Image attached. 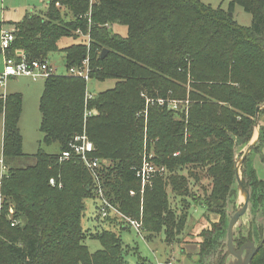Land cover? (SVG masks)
<instances>
[{"label":"trees","instance_id":"obj_1","mask_svg":"<svg viewBox=\"0 0 264 264\" xmlns=\"http://www.w3.org/2000/svg\"><path fill=\"white\" fill-rule=\"evenodd\" d=\"M236 4L252 14L249 26L229 16ZM46 6L45 15L31 12L15 24L6 55L19 50L29 60H49L51 53L63 51L66 71L88 59L92 81L116 83L92 92L88 108L93 116L85 123L86 81L68 74L45 79L39 105L42 141L57 144L58 153L43 148L34 154L23 151V95L0 94L6 166L0 264H129L116 231L94 235L102 248L89 250L82 221L86 201L93 198L91 174L75 159L59 161L85 126L94 155L110 161L102 170L108 199L127 215L142 219L148 233L164 234L166 241L188 219L172 209L168 186L184 197L189 183L181 169L207 167L212 182L204 204L208 212L222 215L214 229L223 226L215 237L205 236L207 254L224 235L223 207L235 183V150L252 138L256 108L264 104V0H231L229 10L201 0H47ZM115 24L126 25L127 34L113 31ZM79 32L90 36L89 43L60 47L62 38L77 39ZM104 49L108 52L102 58ZM158 99L165 103L160 105ZM168 99H189L188 112L181 110L183 105L172 111ZM261 130L253 152L260 151L264 141ZM148 138L158 139L153 162L169 174L157 176L153 188L142 195L134 168L142 163ZM245 162V172L264 193L250 155ZM58 175L62 187L50 184ZM12 219L18 224L12 226ZM251 264H264V238Z\"/></svg>","mask_w":264,"mask_h":264},{"label":"rangeland","instance_id":"obj_2","mask_svg":"<svg viewBox=\"0 0 264 264\" xmlns=\"http://www.w3.org/2000/svg\"><path fill=\"white\" fill-rule=\"evenodd\" d=\"M201 1L205 4L212 5L213 7H218L222 5L225 10H229L228 8L231 3V0ZM2 9V0H0V17ZM38 10L40 14L45 15L47 12V6H42ZM231 13V17L234 16V19L241 25L249 26L252 22V14L245 11L244 8L239 4H236L234 6L233 11ZM15 28L16 26L14 24V27H12V29ZM112 30L115 32H119L122 35H126L128 28L126 25L115 24L112 25ZM78 34L79 37L77 39L71 37L62 38L59 42L60 47L64 48L66 46L71 45L72 43L79 44L80 42H87L86 36H83L82 34H80V32ZM1 43L2 33H0V45ZM49 62L57 67V71L59 74H64L66 72L65 53L63 51L51 53L49 56ZM3 70L4 66L2 71ZM44 83L45 79L43 78L32 80L27 77H18L16 79L11 77L7 80L6 86L4 87L5 91H8L9 93L19 92L23 95V110L19 121V127L23 138V151L27 154H34L39 150V148H43L47 152L51 153H58L59 151V147L57 144L47 145L42 141L43 133L40 129L42 116L39 105L40 98L44 89ZM115 83V79H107L105 81H92L91 79L90 83L88 84V90L94 93L101 92L112 88ZM188 89L190 90L189 83ZM154 102L155 101L147 99V104L150 103L153 105ZM157 102L160 105H163L165 103V100L163 103L159 101ZM167 102L169 108L175 112L177 111V109L180 108V106L183 105V109L181 110L185 111L186 113L188 112V108L191 103L189 99L183 101L168 99ZM174 102L177 103V108L173 107ZM174 116L177 118L179 117V115L177 114H175ZM260 128L262 129L261 134L262 136H264V111H262L261 113ZM3 130L4 125L0 114V177L2 173L1 158ZM149 139L150 138L146 139L147 144L145 142L143 146V150L140 154L141 160L145 155L151 156L153 160H155L157 157V149L155 144L157 143L158 139L153 140L151 138L149 141L150 144H148ZM237 148L238 151L236 158L238 161H240L241 154L243 153L242 150H244L245 146ZM59 161L63 162L60 160V155ZM250 161V166H254V170L257 174V177L264 183V141L260 145V151L252 152L250 154ZM192 173L198 177V180H195L193 178ZM206 173L207 167H194L193 169L185 167L181 169L180 174L186 176L189 183V194L185 195L184 197L175 195L172 192L171 186H168L170 205L172 209L175 210V212L179 216L181 214H187L188 219L186 220L184 227L180 231L172 234V236L167 241L165 240L164 234L152 235L148 233L145 228L143 232L144 238H142L140 235H138V233L133 227H123L124 225L121 222L119 223L115 217L101 218L98 214V202L95 198V194L92 192L93 198H89L86 201V211L82 221L83 228L88 233L86 244L89 250L91 252H95L98 249L102 248L101 241L99 239L93 238L94 235H97L106 230H113L119 234L124 243L126 259L129 264H204L206 249H208L210 246L208 241H205V236L207 235V233H212L211 237L213 238L223 228L222 226L218 230L214 229L213 223H218L221 220L222 215L213 212H208L204 204L205 193L210 192V183L212 182V179L208 177ZM167 174H169V172L166 169V172L163 175L158 176L166 177ZM60 176L61 175H58V177H54L56 179L59 178V180H61ZM238 185L239 184L235 179L233 191L228 195V199L226 198V206L223 207L226 209V216H224L225 228H227L228 221L231 218V215L233 214L232 211L237 206L235 202L236 196L233 193L236 188H238L240 191L238 201L239 205L242 202L241 190L240 186ZM153 186L154 183L153 185H150L148 187L152 189ZM239 224L240 220L235 222V230L236 227L239 226ZM204 232H206V234H204ZM223 238L224 236L222 235L220 241H222ZM215 243L217 244V242ZM231 261H234V259H232Z\"/></svg>","mask_w":264,"mask_h":264},{"label":"built area","instance_id":"obj_3","mask_svg":"<svg viewBox=\"0 0 264 264\" xmlns=\"http://www.w3.org/2000/svg\"><path fill=\"white\" fill-rule=\"evenodd\" d=\"M2 43L0 45L1 50L5 54L4 70L0 73V87L4 88L6 82L9 78L14 77H27L32 80H37L39 78L46 79L50 76L59 75L57 67L52 65L49 60H29L27 54L24 51H16L14 56L6 55V50L10 48L11 43L14 40V29H3L2 30ZM89 43L90 36H86ZM74 77L83 78L87 83L86 91V102H85V123L86 120L93 116V111L88 108V101L93 96V93L88 90V84L90 83V66L89 60L86 59L84 63L80 66H71L64 73ZM6 93L1 94L5 97ZM154 101V100H152ZM157 101L163 103V99H158ZM173 107L177 108V103H173ZM95 145L93 141L88 137L86 132V126L82 134L77 135L74 140L70 143V148L64 150L61 153L60 160L68 161L75 159L77 162L81 163L91 174L93 185L92 192L95 194V198L98 202V214L101 218H111L115 217L117 221L122 223L124 226L133 227L138 235L143 237V232L145 230L142 219L133 218L126 213H124L118 206L113 204L106 196L105 189L103 187L102 181V170L110 165V161L106 158L102 159L94 155ZM2 173L0 177V211L2 208L3 197L1 194L2 178L6 173V166L3 164V159L1 158ZM136 170V176L141 181L140 192L143 195L146 188L153 184L154 179L158 175H163L166 172L165 167H159L153 162L151 156H143L142 163L140 166L134 168ZM55 177L50 178V184L53 186L58 185L62 187V182ZM132 195L136 194V191H131ZM9 213L13 215L15 213L14 207H10ZM17 219H12L11 225L15 226L18 224Z\"/></svg>","mask_w":264,"mask_h":264},{"label":"flooded vegetation","instance_id":"obj_4","mask_svg":"<svg viewBox=\"0 0 264 264\" xmlns=\"http://www.w3.org/2000/svg\"><path fill=\"white\" fill-rule=\"evenodd\" d=\"M252 152L253 149L249 155ZM242 155L243 153L241 156ZM251 167L254 169L253 165H251ZM242 168L243 186L240 184L238 185L240 186L242 195V202L240 205L238 202L239 189L236 188L233 192L236 196L235 202L237 206L232 211L233 214L231 217L238 215L236 222L240 220V224L236 227V230L235 228L233 229V249L230 250L228 244L227 226L224 231L223 240L220 241L221 236L217 244L214 243L207 254H205L204 264H239L240 260L236 255L242 252V260L244 261L251 251L250 246H259L264 238V193L255 186V180L250 178L249 173L245 172V160L242 164ZM232 259H234V261H231Z\"/></svg>","mask_w":264,"mask_h":264},{"label":"crops","instance_id":"obj_5","mask_svg":"<svg viewBox=\"0 0 264 264\" xmlns=\"http://www.w3.org/2000/svg\"><path fill=\"white\" fill-rule=\"evenodd\" d=\"M46 0H2V12L0 19V33L3 29H12L14 24L20 22L26 14L39 12V8L46 6ZM5 63V54L0 50V73ZM14 78V77H13ZM16 79V78H14ZM9 93L4 88L0 87V94ZM1 119L4 125V115L1 114ZM4 132V130H3ZM3 146V135H2ZM3 150V149H2ZM125 229V228H124Z\"/></svg>","mask_w":264,"mask_h":264},{"label":"water","instance_id":"obj_6","mask_svg":"<svg viewBox=\"0 0 264 264\" xmlns=\"http://www.w3.org/2000/svg\"><path fill=\"white\" fill-rule=\"evenodd\" d=\"M229 16H232V13H229ZM108 52V49H104L102 51V58H104V56L106 55V53ZM261 110H264V104H260L257 106L256 108V115L254 118L255 124H254V133L252 138L250 139V141L245 145V149L243 151V155L241 156L240 161L237 160L236 156H237V151L238 148L235 150V179L237 180L238 184H240L241 186H243V181H242V164L244 163V160H246V158L248 157L249 153L252 151L253 147L256 145V143L259 140L260 137V118H261ZM233 188V187H232ZM236 218H238V215L231 217L228 221V231H227V238H228V244L230 247V250L233 249L232 245V235H233V229L235 226V222H236ZM251 251L250 253L247 255V258L243 261L242 260V252L238 253L236 255L237 258H239V264H250L252 258L254 257L255 253L257 252L259 246L257 245H251L250 246Z\"/></svg>","mask_w":264,"mask_h":264}]
</instances>
